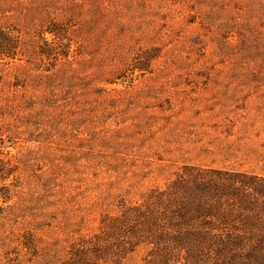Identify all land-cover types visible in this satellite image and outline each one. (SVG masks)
<instances>
[{
  "label": "rangeland",
  "instance_id": "374dc122",
  "mask_svg": "<svg viewBox=\"0 0 264 264\" xmlns=\"http://www.w3.org/2000/svg\"><path fill=\"white\" fill-rule=\"evenodd\" d=\"M0 31V153L56 196L0 264L68 261L183 163L264 176V0H0Z\"/></svg>",
  "mask_w": 264,
  "mask_h": 264
},
{
  "label": "trees",
  "instance_id": "16d2710c",
  "mask_svg": "<svg viewBox=\"0 0 264 264\" xmlns=\"http://www.w3.org/2000/svg\"><path fill=\"white\" fill-rule=\"evenodd\" d=\"M9 43L0 31V56L14 60ZM172 174L163 187L103 214L100 231L72 243L70 259L60 264H125L135 255L138 264H264V176L190 163ZM20 179L0 153V224L27 214L34 222L36 208L53 207L56 196L21 193Z\"/></svg>",
  "mask_w": 264,
  "mask_h": 264
}]
</instances>
